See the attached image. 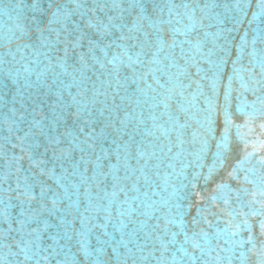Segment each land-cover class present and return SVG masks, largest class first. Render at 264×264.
I'll return each mask as SVG.
<instances>
[{
	"label": "water",
	"instance_id": "95a60500",
	"mask_svg": "<svg viewBox=\"0 0 264 264\" xmlns=\"http://www.w3.org/2000/svg\"><path fill=\"white\" fill-rule=\"evenodd\" d=\"M0 264H264V0H0Z\"/></svg>",
	"mask_w": 264,
	"mask_h": 264
}]
</instances>
